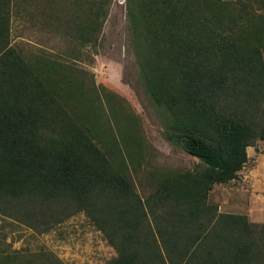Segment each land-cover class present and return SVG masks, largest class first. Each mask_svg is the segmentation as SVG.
I'll return each instance as SVG.
<instances>
[{
    "label": "trees",
    "instance_id": "obj_1",
    "mask_svg": "<svg viewBox=\"0 0 264 264\" xmlns=\"http://www.w3.org/2000/svg\"><path fill=\"white\" fill-rule=\"evenodd\" d=\"M112 1L64 0L82 46ZM12 2L0 0V216L45 233L84 213L116 252L105 264H264V223L211 201L264 141V0H125L137 83L190 168L154 164L139 115L75 59L15 47ZM13 254L3 264H65Z\"/></svg>",
    "mask_w": 264,
    "mask_h": 264
},
{
    "label": "rangeland",
    "instance_id": "obj_2",
    "mask_svg": "<svg viewBox=\"0 0 264 264\" xmlns=\"http://www.w3.org/2000/svg\"><path fill=\"white\" fill-rule=\"evenodd\" d=\"M12 1L11 32L15 47L27 54L47 52L66 59H75L79 66L94 74L97 85L105 86L121 95L126 100L124 105H129L141 119L150 151L148 158L154 164L190 168L198 163L195 157L165 137L157 110L143 87L137 83V65L134 55L128 49L125 0L112 1L99 41L87 46H82L75 38L71 27L68 28L69 24L72 26V11L70 18L67 19L69 11L64 0ZM49 2L56 3L53 6ZM47 11L59 14L60 22L56 29L46 25L43 13ZM261 141L258 140L256 144L264 148V142ZM253 160L254 158L249 164L254 165ZM136 185L142 194L145 193L146 190H143L137 181ZM218 187L221 188L212 191L211 201L220 203L218 199L223 193L227 195L225 191L230 192L232 185L229 183ZM1 217L3 216H0V264H3L1 254L14 255L15 250H20L27 256L42 252L52 253L65 264H105L116 254L100 230L84 213L73 216L45 233H39L23 223ZM1 249L5 252L3 253Z\"/></svg>",
    "mask_w": 264,
    "mask_h": 264
},
{
    "label": "crops",
    "instance_id": "obj_3",
    "mask_svg": "<svg viewBox=\"0 0 264 264\" xmlns=\"http://www.w3.org/2000/svg\"><path fill=\"white\" fill-rule=\"evenodd\" d=\"M248 154L249 160L254 158L255 164L251 165L249 161V165L247 164L240 172L239 178L231 182L232 192L226 190L227 195L223 193L218 199L220 203L215 202L223 212L247 214L251 221L264 223V148L260 144L249 146ZM218 186L222 184L216 185L212 191L221 188Z\"/></svg>",
    "mask_w": 264,
    "mask_h": 264
}]
</instances>
